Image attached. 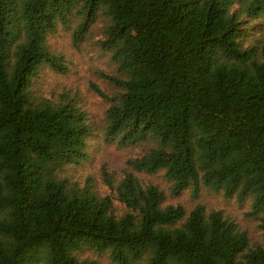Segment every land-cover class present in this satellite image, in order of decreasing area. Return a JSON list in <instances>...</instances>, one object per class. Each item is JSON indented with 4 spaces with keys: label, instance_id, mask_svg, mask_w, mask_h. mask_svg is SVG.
Instances as JSON below:
<instances>
[{
    "label": "trees",
    "instance_id": "16d2710c",
    "mask_svg": "<svg viewBox=\"0 0 264 264\" xmlns=\"http://www.w3.org/2000/svg\"><path fill=\"white\" fill-rule=\"evenodd\" d=\"M204 192L264 235V0H0V264H264Z\"/></svg>",
    "mask_w": 264,
    "mask_h": 264
},
{
    "label": "rangeland",
    "instance_id": "374dc122",
    "mask_svg": "<svg viewBox=\"0 0 264 264\" xmlns=\"http://www.w3.org/2000/svg\"><path fill=\"white\" fill-rule=\"evenodd\" d=\"M86 64L89 65L88 62ZM83 69L84 72H82ZM80 72H82V75H84L83 73L88 74L89 68H87V66L85 67L82 66L80 68ZM51 82H55V84H59V85L69 86L72 85L73 83H76L77 78L75 74H72L70 77H66V78L53 77ZM82 90L84 93L83 87ZM87 93L88 92L85 90L84 94L86 95ZM87 96H88V104H89L92 101V98L89 96V93L87 94ZM87 96L85 97V100H87ZM130 156H132L131 152L122 151L116 148L115 146H111V147H105L101 155L98 156V159H100L99 160L100 162L108 163L109 166L112 168L121 170L125 168L126 161ZM144 178L146 180H151L156 184L160 185L169 194V184L166 182L165 179H163L162 175H158L156 177L144 176ZM169 200L173 203H182L187 208H191L197 203H202L209 207L222 210L225 212L226 215L231 216L240 225L242 229L247 230L250 233L252 237L251 239L253 241L260 242L263 239L264 235L263 232L258 228V223L248 218L245 214L246 211H248L249 209V205L241 204L236 199L226 200L223 197H221L220 194L204 192L202 196L195 201L191 199L189 193H186L183 196L176 199L172 198V196L169 195Z\"/></svg>",
    "mask_w": 264,
    "mask_h": 264
}]
</instances>
